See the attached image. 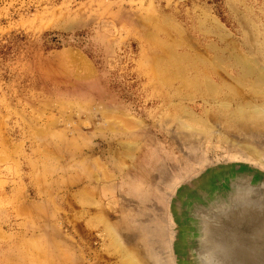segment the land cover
Masks as SVG:
<instances>
[{
    "label": "rangeland",
    "instance_id": "obj_1",
    "mask_svg": "<svg viewBox=\"0 0 264 264\" xmlns=\"http://www.w3.org/2000/svg\"><path fill=\"white\" fill-rule=\"evenodd\" d=\"M192 46L226 87L191 88ZM234 55L264 75V0H0V264H264V81Z\"/></svg>",
    "mask_w": 264,
    "mask_h": 264
},
{
    "label": "bare ground",
    "instance_id": "obj_2",
    "mask_svg": "<svg viewBox=\"0 0 264 264\" xmlns=\"http://www.w3.org/2000/svg\"><path fill=\"white\" fill-rule=\"evenodd\" d=\"M166 23V22H165ZM174 25V24H173ZM198 26H199V28H201V27H203V29L204 30H206L207 32H209V33H212L213 35H215L216 36V38H217V40L215 41V42H208L207 41V43L205 42H198L199 44H198V46H200V45H203L204 47H202V49L205 51V52H208V51H212V52H215L216 54H219L218 56H220L221 58L222 57H225L226 58V56L224 55V46L221 44L222 43V41H223V34H222V28L220 27V25L218 24V23H216L214 20H211L210 18L209 19H204V20H202V21H200V22H198ZM178 28V27H177ZM173 30V29H172ZM205 31V32H206ZM208 39V38H207ZM198 41V40H197ZM190 42V41H189ZM226 42V41H225ZM173 44H176L175 42H173ZM222 45V46H221ZM177 46H178V48H180V49H183L184 48V46L186 47H188V48H190V45H188V44H185V43H183V42H178L177 43ZM196 46V45H195ZM192 48V57H190V58H192V59H190L191 60V62L190 63H188L189 65V67H190V70H191V72H192V77H191V79L190 80H192L191 82L194 84V87H191L192 85H190V87L191 88H195V86H199L201 83L203 84V86H204V88H206V90L207 89H216V85L218 86V87H223V86H225L227 83H225L226 81L224 80L225 79V77L222 75V73H219V72H217V71H215V69H213V68H211L210 67V60H208L206 57H204V56H202L201 55V53H199V52H197L194 48H193V46L191 47ZM200 48V47H199ZM179 52H181V51H179ZM186 52V51H185ZM185 52H182V53H180L179 54V57H181L182 59H188L189 58V54L187 55V53H185ZM225 52H227V51H225ZM174 53V52H173ZM190 53H191V51H190ZM169 54V53H168ZM175 54V53H174ZM177 54V53H176ZM175 54V55H176ZM215 54V55H216ZM172 55V54H171ZM168 56V55H167ZM217 56V57H218ZM177 55H176V57H174V59L175 58H179ZM213 57V56H212ZM160 58V57H159ZM163 58V57H162ZM167 57H165V59L164 60H167L168 58H169V56H168V58L166 59ZM171 58V57H170ZM170 58L167 60L168 62H169V60H170ZM214 58V57H213ZM171 59H173V57L171 58ZM181 59V60H182ZM230 59L232 60V63L229 65L231 68H229V72L227 73V76L228 75H231V73L233 72V70L232 69H234V68H236V69H239V77H241V78H244V79H246V77H252V80L254 79L253 77H255L257 80H258V82H261V81H264V75L263 74H261V73H257L256 71H255V69L256 68H251V67H248V66H246L243 62L241 63V61L239 60V58H238V56H236V55H234V56H231L230 57ZM157 60H159V59H157ZM178 60H180V59H178ZM214 60V59H213ZM215 60H216V58H215ZM217 60H219V57L217 58ZM226 60V59H225ZM224 60V61H225ZM229 60V59H228ZM227 60V61H228ZM175 61H176V59H175ZM175 61H171V62H173V63H175ZM184 61V60H183ZM224 61H222L223 63H224ZM160 62H161V60H160ZM165 62V61H164ZM170 62V64H172ZM180 64H181V62L180 61H178ZM218 62V61H217ZM220 62H221V60H220ZM229 62V61H228ZM159 63V62H158ZM162 63H163V61H162ZM166 63V62H165ZM178 63V64H179ZM184 63H185V61H184ZM164 64V63H163ZM167 64V63H166ZM211 64H213V63H211ZM220 64H222V63H220ZM250 65L252 64V63H249ZM176 65V64H175ZM214 65V64H213ZM163 66H165V65H163ZM168 66H169V64H168ZM171 66V65H170ZM187 66V65H186ZM187 66V67H188ZM216 66H218V65H216ZM256 66V65H255ZM175 67H177V66H175ZM164 68V67H163ZM166 68V67H165ZM178 69V68H177ZM188 69V68H187ZM219 69H220V67H219ZM181 70H182V68H181ZM184 70V69H183ZM184 72H186V70L184 71ZM223 72V71H222ZM224 73H226V72H224ZM223 73V74H224ZM185 75V74H184ZM183 75V76H184ZM171 76V75H170ZM169 76V77H170ZM232 76V75H231ZM167 76H166V81H167ZM176 78V77H175ZM195 78L197 79V80H199L200 79V82L201 83H196V80H195ZM232 78V77H231ZM161 79H163V78H161ZM185 79V81L187 80L186 78H184ZM184 79L183 78H180L179 80L182 82H184ZM189 79V78H188ZM229 79H230V76H229ZM237 79V78H236ZM240 79V78H239ZM171 80V79H170ZM170 80H168V81H170ZM231 80V79H230ZM232 80H233V82L235 81L233 78H232ZM167 81V82H168ZM249 81H250V79H249ZM248 81V82H249ZM161 82H163L164 83V81L162 80ZM166 82V83H167ZM173 82V81H172ZM189 82V81H188ZM188 82L186 81V83L188 84ZM190 82V83H191ZM235 82H237L238 83V85L240 84L239 83V81H235ZM245 82H247V79H246V81ZM250 82H252V81H250ZM256 82V81H255ZM254 82V83H255ZM166 83H164L165 84V86H166ZM174 83V82H173ZM232 84H234V83H232ZM176 85V84H175ZM241 85V84H240ZM255 85H257L256 83H255ZM164 86V87H165ZM178 86V85H177ZM185 86V85H184ZM186 86H188V85H186ZM229 86V85H228ZM227 86V87H228ZM235 86V85H234ZM261 86V85H260ZM226 87V86H225ZM262 87H264V86H262ZM169 88V87H168ZM171 88V87H170ZM173 88V87H172ZM203 88V87H202ZM236 88V87H235ZM258 88V87H257ZM221 89V88H220ZM227 89V88H226ZM236 89H238V88H236ZM235 89V90H236ZM255 89H256V87H255ZM231 90V89H230ZM229 90V91H230ZM174 91V90H173ZM176 91V90H175ZM174 91V92H175ZM197 91V92H196ZM196 91H194V92H196V94L197 95H202V91H200L199 90V88H197L196 89ZM224 91V90H223ZM237 91V90H236ZM235 91V92H236ZM168 92V91H167ZM177 92H178V90H177ZM231 92V91H230ZM235 92H231L232 94H234ZM178 93H180V91L178 92ZM211 93V92H210ZM167 94V93H166ZM182 94L183 93H181V96H182ZM209 94V93H208ZM212 94V93H211ZM215 94V93H214ZM223 94V93H222ZM223 96H225V94H223ZM237 96V95H236ZM193 97V96H192ZM198 97V96H197ZM208 97V96H207ZM206 97V98H207ZM212 97V96H211ZM226 97V96H225ZM230 97H231V95H230ZM234 97V96H233ZM241 97V96H240ZM240 97L239 98H237V100H235V101H238V99H240ZM165 98H166V96H165ZM177 98V97H176ZM188 98V97H187ZM199 98V97H198ZM223 98V97H222ZM242 98V97H241ZM167 99V98H166ZM174 99V98H173ZM213 99V98H212ZM226 99V98H225ZM229 99V98H228ZM227 99V100H228ZM176 100V99H175ZM178 100V99H177ZM241 100V99H240ZM243 100V99H242ZM184 101V100H183ZM182 101V102H183ZM193 101H195V100H193ZM208 101V100H207ZM214 101V100H213ZM232 101V100H231ZM234 101V102H235ZM219 102V101H218ZM243 102V101H242ZM247 102H249V101H247ZM252 102V101H251ZM188 103H189V101H188ZM231 103V102H230ZM186 104V103H185ZM215 104V103H214ZM236 104V103H235ZM234 104V106L236 107V105ZM246 104V103H245ZM255 104V103H254ZM264 104V103H263ZM186 105H188V104H186ZM194 105V104H193ZM197 106V105H196ZM203 106H204V104H203ZM243 106V105H242ZM241 106V108L243 109V107ZM255 106V105H254ZM230 107V106H229ZM228 107V108H229ZM234 107V108H235ZM253 108V107H252ZM260 108H261V106H260ZM259 108V109H260ZM205 109H207V108H205ZM242 109H239V111H241ZM254 109V108H253ZM101 110V109H100ZM185 110H186V108H185ZM208 110V109H207ZM237 110V109H236ZM192 112H193V110H191ZM234 111V110H233ZM243 111V110H242ZM249 111H250V109H249ZM202 112H203V110H202ZM185 114V113H184ZM191 114V113H190ZM196 114V113H195ZM194 114V112L191 114V118H194L195 115ZM230 114V113H229ZM248 114V113H247ZM197 115V114H196ZM203 115V114H202ZM202 115H201V117H202ZM241 115H243V114H241ZM200 116V115H199ZM204 116H206V115H204ZM175 117H176V115H175ZM196 117H198V116H196ZM177 118V117H176ZM207 118V117H206ZM232 118H233V116H232ZM199 118H197V120H198ZM201 119V118H200ZM213 119H215V117L213 118ZM212 119V120H213ZM234 119V118H233ZM177 120H178V118H177ZM187 120H188V118H187ZM214 121V123L216 122V120H213ZM191 122H193V120H191ZM204 122H205V120H204ZM180 123V122H179ZM206 123V122H205ZM135 124V123H134ZM195 124V123H194ZM200 123H198V125H199ZM182 125V124H181ZM215 126V125H214ZM180 127V126H179ZM184 127V126H183ZM201 127V126H200ZM204 127V126H203ZM207 127V126H206ZM189 128V127H188ZM131 129V128H130ZM194 129V128H193ZM192 130V129H191ZM195 130V129H194ZM216 131V130H215ZM214 131V132H215ZM210 132V131H209ZM217 132V131H216ZM45 133V132H44ZM223 133V132H222ZM224 137V136H223ZM226 138V137H225ZM229 139V138H228ZM222 141H224L223 140V138H222ZM224 142H226V141H224ZM236 144V143H235ZM234 145V144H233ZM232 145V146H233ZM241 147V146H240ZM248 153V152H247ZM255 153H256V151H255ZM254 154V153H253ZM255 156V155H254ZM258 156V155H257ZM256 157V156H255ZM97 164V163H96ZM109 179V178H108ZM32 208V207H31ZM45 229V228H44ZM66 255V254H65Z\"/></svg>",
    "mask_w": 264,
    "mask_h": 264
}]
</instances>
